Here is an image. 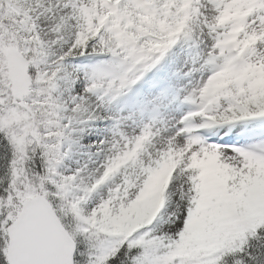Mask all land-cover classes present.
<instances>
[{
	"label": "snow or ice",
	"instance_id": "1",
	"mask_svg": "<svg viewBox=\"0 0 264 264\" xmlns=\"http://www.w3.org/2000/svg\"><path fill=\"white\" fill-rule=\"evenodd\" d=\"M0 264H264V0H0Z\"/></svg>",
	"mask_w": 264,
	"mask_h": 264
}]
</instances>
